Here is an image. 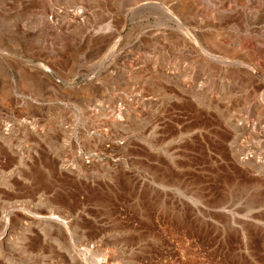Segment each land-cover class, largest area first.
I'll return each instance as SVG.
<instances>
[{
	"label": "rangeland",
	"instance_id": "1",
	"mask_svg": "<svg viewBox=\"0 0 264 264\" xmlns=\"http://www.w3.org/2000/svg\"><path fill=\"white\" fill-rule=\"evenodd\" d=\"M240 115L264 0H0V264H264Z\"/></svg>",
	"mask_w": 264,
	"mask_h": 264
},
{
	"label": "bare ground",
	"instance_id": "2",
	"mask_svg": "<svg viewBox=\"0 0 264 264\" xmlns=\"http://www.w3.org/2000/svg\"><path fill=\"white\" fill-rule=\"evenodd\" d=\"M236 117H237V119H240L242 121V123H241V127H235L234 128V134H233V136H231V138H233V140L237 141V142H238V140H240V138L243 140V142L240 141L242 147L240 146L241 148L238 150L237 155H245L246 152L248 153L252 149V147L249 146L250 145L249 142H251L252 145L264 144V132L261 130V127L259 126L260 125L259 120L255 119L254 117H252V118H254L252 120H251V116H241L240 115V116H236ZM245 143H247L249 145H247V144L245 145ZM253 149H254V147H253ZM235 153H237V151ZM52 219H55V218H52Z\"/></svg>",
	"mask_w": 264,
	"mask_h": 264
}]
</instances>
